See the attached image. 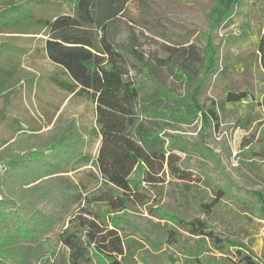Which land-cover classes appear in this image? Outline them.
Instances as JSON below:
<instances>
[{"label":"trees","instance_id":"trees-1","mask_svg":"<svg viewBox=\"0 0 264 264\" xmlns=\"http://www.w3.org/2000/svg\"><path fill=\"white\" fill-rule=\"evenodd\" d=\"M48 4L57 9L41 15L39 6ZM229 5L216 7L200 46L167 44L163 54L147 50L136 32L158 31L155 0H31L0 11V93L23 69L26 48L17 37L34 33L42 35L55 70L28 78V93L57 88L92 103L88 131L81 116L56 121L47 139L29 141L26 131L49 125L52 115H47L43 125H17L14 132H26L20 142H9L14 134L0 139V264H26L34 257L40 264H135L139 248L130 235L154 249L177 247L180 264H261L249 245L217 231L207 218L184 217L161 203L167 177L189 190L199 181L200 190L192 194L205 217L228 201L264 220V190L234 183L205 145L229 109L234 127L245 132L254 127L243 149L264 156V28L254 42L262 76L257 89L226 87L207 105L199 99L209 80L225 72L221 42L213 41L212 31L233 16V7L226 12ZM165 34L160 36L168 39ZM198 119L203 138L189 141L175 133ZM179 153L210 160L217 173L205 166L191 171ZM80 170L84 177L66 178ZM202 191L211 193L209 202H202ZM148 202V214L164 220L153 233L128 215L131 207ZM62 223L56 241L66 254L51 245L41 252L43 237Z\"/></svg>","mask_w":264,"mask_h":264},{"label":"rangeland","instance_id":"rangeland-1","mask_svg":"<svg viewBox=\"0 0 264 264\" xmlns=\"http://www.w3.org/2000/svg\"><path fill=\"white\" fill-rule=\"evenodd\" d=\"M29 1L31 0H0V11L8 5H21ZM61 1L65 3L68 0ZM155 1L156 6L152 11V16L155 18L153 20L159 28L158 31H150L146 27L141 31V27H139L136 32L147 50L160 54H163L162 51L167 44L172 46L177 42L188 41L200 46L202 44L200 35L209 31V18L214 16L216 7L221 9L225 3H230L226 12L229 15L231 11H234L233 16L222 23L217 30L212 31L213 41L215 43L221 42L222 58L219 64L225 72L209 80L199 99L203 105H207L211 99L221 98L222 90L226 87H234L240 90L257 89L258 80L262 76L259 72L254 42L264 28V0ZM236 4H239L238 7L234 6ZM55 6L56 4L54 6L42 5L39 6L38 10L41 15H53ZM231 8L232 10L229 11ZM162 30L166 31L165 35L168 39L160 36ZM2 37L3 34H0V40ZM17 38L25 45L26 53L23 69L17 76L18 79L16 82H11L5 92L0 93V139L7 140L14 134L9 142L13 140L20 142L26 132L32 136L29 141L47 139L51 134L53 125L44 126L35 133L30 131L14 132L19 124L43 125L47 121V115H52L54 122L60 121L61 124L82 116L86 121L85 127L88 131L92 125V103L89 99L64 96V91L57 88L46 89L42 93L38 91L34 94L28 93V78L39 74H48L55 69L45 57L41 34L28 33L19 35ZM234 68L236 69L233 71ZM228 69H232L233 72L226 73ZM253 128L252 126L249 131L251 132ZM200 129L201 121L198 119L196 124L182 125L181 129H177L175 133L189 141H197L203 138L199 132ZM249 131L245 132L234 127L230 110L226 109L221 113L219 130H215L212 135L205 138V145L216 154L223 171L230 176L234 183L249 189L264 190V156L262 157L259 153L256 154V149L253 154L246 152L242 147V143L249 138ZM97 145V142L94 143L89 150L88 154L91 158L96 154ZM179 155L184 163L189 165L191 171H196L205 166L209 172L217 173L215 164L208 159L194 154L179 153ZM81 170L67 173L66 178L74 179L78 175L83 176ZM84 170L87 171V169ZM174 182L167 177L160 186L164 193L161 203L167 210H174L188 218H207L211 226L217 231L235 236L249 245L256 258L261 261V264H264V220L251 212L242 213L238 211L234 206L229 205L228 201L220 203L213 209L209 217H205L206 215L204 216L193 199L196 196L192 194L194 189L200 190L202 184L199 181H192L197 184V187L188 185L195 186L189 187L191 188L189 190L181 183ZM202 192V202H209L211 193L209 191ZM149 205H151L150 202L146 205H135L128 209V215L136 220L144 230L153 233L158 226L164 224V220H160L155 215H149L146 209ZM62 226L63 223L59 224L52 232L43 237L44 246L39 248L41 252L46 245H51L62 257L66 254L65 249L56 241V234ZM126 232L129 231L126 230ZM130 236L136 239V245L139 248L134 255L135 264H180L176 259L181 255L177 247L160 245L158 249H154L138 236ZM7 264H25V262L7 261ZM26 264H40V261L34 257L27 260Z\"/></svg>","mask_w":264,"mask_h":264},{"label":"crops","instance_id":"crops-1","mask_svg":"<svg viewBox=\"0 0 264 264\" xmlns=\"http://www.w3.org/2000/svg\"><path fill=\"white\" fill-rule=\"evenodd\" d=\"M68 96H71V95H68ZM68 96H67V97H68ZM53 123H54V118H51V123H50L49 125H46L45 127L52 126Z\"/></svg>","mask_w":264,"mask_h":264},{"label":"built area","instance_id":"built-area-1","mask_svg":"<svg viewBox=\"0 0 264 264\" xmlns=\"http://www.w3.org/2000/svg\"><path fill=\"white\" fill-rule=\"evenodd\" d=\"M2 171V165L0 164V172Z\"/></svg>","mask_w":264,"mask_h":264}]
</instances>
